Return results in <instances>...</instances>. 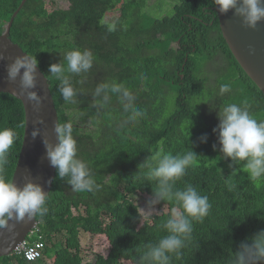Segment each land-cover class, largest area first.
I'll list each match as a JSON object with an SVG mask.
<instances>
[{"label": "trees", "instance_id": "1", "mask_svg": "<svg viewBox=\"0 0 264 264\" xmlns=\"http://www.w3.org/2000/svg\"><path fill=\"white\" fill-rule=\"evenodd\" d=\"M23 0H0V35ZM67 0L68 7L48 10L44 0H27L16 16L10 38L27 54L35 55L49 79L59 123L71 122L77 141V158L84 161L98 187L76 192L67 179L56 176L49 212L37 215L39 230L47 242L63 234L53 264H141L140 257L155 239L168 235L162 225L169 215L154 213L138 227L141 215L130 198L134 193L153 195L157 181L145 166L163 141L164 150L183 155L192 150L194 163L174 190L192 185L211 205L202 222H193L191 239L172 255L170 264H230L241 242L264 230V177L250 179L245 162L222 158L216 122L202 125L195 115L206 79L200 61L221 56L228 68L216 85L231 91L217 97L208 92L209 106H247L250 115L264 121V94L232 58L213 10V0ZM169 9L167 12L166 10ZM119 10L120 15L115 16ZM108 16V17H107ZM110 17H114L113 19ZM110 18V19H108ZM117 21L109 33L101 21ZM79 49L93 53L89 74L71 75L78 95L65 103L59 81L48 73L52 63H63L66 52ZM123 84L134 95V106L143 115L129 122L116 94L101 107L94 95L99 84ZM171 94H174L171 96ZM215 96V99H214ZM174 100L175 110L165 117ZM212 101H215L213 103ZM77 117V121L75 120ZM26 117L23 103L0 94V129L10 128L17 139L7 156L4 178L13 181L22 149ZM207 137L201 142V137ZM215 146V147H214ZM83 209V213H81ZM80 232L101 235L107 245L94 261L83 259ZM0 264L27 262L22 256L0 258Z\"/></svg>", "mask_w": 264, "mask_h": 264}, {"label": "clouds", "instance_id": "2", "mask_svg": "<svg viewBox=\"0 0 264 264\" xmlns=\"http://www.w3.org/2000/svg\"><path fill=\"white\" fill-rule=\"evenodd\" d=\"M213 4V10L217 6L221 15L233 11L234 15L242 18L243 24L248 28H255L259 22L264 21V0H213ZM214 12L216 13L215 10ZM101 23L106 25L109 33L117 30L115 20L101 21ZM218 58L226 61L224 57L219 56L216 59ZM64 60L66 67L63 63H52L49 65L48 73L59 81L58 91L65 103H73L79 93L73 87L70 77L87 73L93 67L94 56L89 50L74 49L65 53ZM37 68L36 56L26 53L17 56L6 68L7 79L15 82L19 78L21 95L34 102L33 108L36 111L39 110L43 101V97L34 90L37 83ZM226 71L227 69L223 74ZM205 79L208 83L209 77L206 76ZM230 91L229 84H222L219 88L220 95ZM215 92H218L217 89ZM109 93L116 94L123 104L124 111L131 113L128 117L129 122L134 123L143 115L134 106L133 93L123 84L116 82L102 83L96 87L94 95L102 98L101 107L109 101ZM217 118L219 123L213 131L218 135L222 158L230 159L233 164L238 161L245 162V172L250 179L260 180L264 177V121L258 122L254 119L246 105L240 106L234 103L219 110ZM37 123L42 125L44 121L40 119ZM53 131L56 135V143H51L46 137H42V143L46 149V158L50 166L56 170L57 177L62 180L68 178L67 183L76 192H92L98 185L87 164L77 158V141L73 136L72 123H56ZM39 134L40 128L34 127L31 137L35 139ZM16 139L17 133L13 129H0V229L10 228V221L17 223L30 221L37 215L44 217L49 212L46 206L47 194L40 184L29 181L21 188L4 178L7 156ZM206 139V135L202 136L201 142H206ZM196 157L192 150L183 155L166 153L161 141L160 147L145 165L150 170V177L157 181V188L153 191V195L148 194L150 197L148 210H141L147 212L149 216L154 212L169 215V218L162 225L168 235L160 239L156 238L155 243L148 247L140 245L141 249L147 250L140 257L141 264H170L172 255L179 256L181 249L191 239L193 222H202L208 215L211 205L206 195H201L190 184L183 190H174L176 182L185 176L186 170L194 163ZM36 229H38L37 235L42 236L43 241L46 242L45 236L39 230V223L26 240L33 241L30 235ZM249 240L250 242L240 243L238 250L233 253L230 264H264V230L259 231ZM16 250L12 256L24 257L22 254H17ZM123 260L127 264H135L130 259ZM38 261H44L46 264L54 263V260L47 262L44 251L43 256L34 263Z\"/></svg>", "mask_w": 264, "mask_h": 264}, {"label": "water", "instance_id": "3", "mask_svg": "<svg viewBox=\"0 0 264 264\" xmlns=\"http://www.w3.org/2000/svg\"><path fill=\"white\" fill-rule=\"evenodd\" d=\"M26 1H22L6 25L4 32L0 35V94H9L20 100L23 103L25 115H27L23 145L12 182L21 188L29 181L38 183L42 186L48 199L57 173L46 158V149L42 143V137H46L55 144L56 135L53 128L54 124L59 123L51 85L49 79L38 66L37 83L34 90L43 97V101L39 110L36 111L33 108L34 102L21 95L19 78L15 82H10L7 79L6 71L7 65L17 56L26 53L20 45L10 38L13 22ZM214 10L219 19L223 38L233 59L255 86L264 93V21L259 22L255 28H248L243 24L242 18L234 15L233 11L221 15L217 6ZM40 119L44 121L42 125L37 123ZM34 127L40 128V134L35 139L31 137V131ZM37 223L36 216L30 221L18 223L10 221V228L0 229V258L12 256Z\"/></svg>", "mask_w": 264, "mask_h": 264}, {"label": "rangeland", "instance_id": "4", "mask_svg": "<svg viewBox=\"0 0 264 264\" xmlns=\"http://www.w3.org/2000/svg\"><path fill=\"white\" fill-rule=\"evenodd\" d=\"M48 5V10L53 9L54 7H60V8H67L68 6V2L67 0H44ZM157 0H150L149 4L151 5V9L153 8L154 4L157 3ZM167 12L169 11V9L166 10ZM120 15V11L117 10L115 11V16L114 17H118ZM108 17V16H107ZM114 17H110V18H114ZM108 18V19H110ZM200 67H201V72H200V76L205 78L206 76L209 77V82L206 83L205 86V93L203 95V97H201L198 100L197 105H202L200 108H197V110H195V115H202L205 117V119L201 122L202 125H209L212 122H216L218 123V118H217V113L219 110H221L223 108V106H219V107H213V106H209V100H208V96L207 93L208 92H213L214 95H216L218 98L221 97L223 98L222 95L219 94V92H215L216 91V84L219 82V80L221 79V75L223 74V72L227 69V62L223 59V58H218L214 61H207L202 60L200 61ZM84 74H89L84 73ZM174 94H171V96H173ZM215 99V96H214ZM213 103H215V101H212ZM175 110V104H174V100L171 99V103L168 106V110H166L165 112V117H168L170 115V113H173ZM75 120L77 121V117H75ZM218 125V124H217ZM131 200L133 201L134 205L136 206V210L137 212L141 215V219L139 222L138 227H140L143 222L144 219L149 218L152 214H154V212L151 213V215L149 216L147 214L148 208V198L149 195L147 193H134L130 195ZM145 211H142V210ZM81 213H83V209H81ZM103 236H99V235H92L88 232H80L79 234V243H80V247H81V255L83 257V259L86 260H93L95 258V253L98 252L99 250L104 251L107 248L106 242L103 240ZM32 240V239H31ZM53 241L55 243H51V242H45V249H44V256L47 260V262H52L54 260L56 251L58 249L61 248V244L60 242L64 241V235L60 234V235H56L53 238ZM107 252V249H106ZM128 263H130L128 261Z\"/></svg>", "mask_w": 264, "mask_h": 264}, {"label": "built area", "instance_id": "5", "mask_svg": "<svg viewBox=\"0 0 264 264\" xmlns=\"http://www.w3.org/2000/svg\"><path fill=\"white\" fill-rule=\"evenodd\" d=\"M37 232H38V229H36V231H34L30 235V237L32 236L33 241H30V239H27L16 250L17 254L24 255L25 259L29 262H34L40 259L43 256V251L46 246L45 242L43 241V237L38 236Z\"/></svg>", "mask_w": 264, "mask_h": 264}]
</instances>
